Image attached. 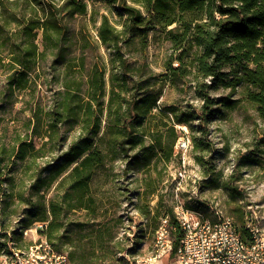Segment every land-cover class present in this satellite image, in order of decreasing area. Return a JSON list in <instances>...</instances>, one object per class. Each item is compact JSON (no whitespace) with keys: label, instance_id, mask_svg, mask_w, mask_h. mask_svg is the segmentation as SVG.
Returning a JSON list of instances; mask_svg holds the SVG:
<instances>
[{"label":"rangeland","instance_id":"rangeland-1","mask_svg":"<svg viewBox=\"0 0 264 264\" xmlns=\"http://www.w3.org/2000/svg\"><path fill=\"white\" fill-rule=\"evenodd\" d=\"M66 1L0 0V51L4 62L8 60L4 47L24 40L18 29L30 19L43 20V10L49 7L57 11L71 37L66 58L77 64L81 57L84 61L82 67L70 70L46 51L34 63L24 87L11 85L7 77L10 71L0 67L2 250L26 252L49 235L44 225L36 226L53 220V206L58 210L56 229L50 233V240L45 237L54 250L68 255L71 264L136 262L151 253L161 217L167 213L170 222L176 204L209 217L220 210L233 221L230 210L241 206L244 223L251 219L264 229V124L247 98L249 85L239 77L243 66L250 67L251 63L225 67L230 71L228 77L238 83L204 88L211 102L204 108L196 87L201 80L192 73L174 83L168 77L161 78L168 63L178 64V50L167 31L172 25L162 28L147 23L134 28L129 24L127 8L146 15L145 0H82L84 12H71ZM103 16L120 31V61L114 50L99 39ZM35 40L42 50L40 30ZM190 58L188 51L183 61L189 64ZM101 74L103 94L93 104L99 131L92 134L91 130H81L79 112L76 121L68 117L58 123L49 139V114L62 99L64 78L73 75L80 79L79 94L86 100L88 78ZM111 78L113 84H119L114 93L110 91ZM204 81L209 83L210 77ZM145 94L150 95L149 101L154 99L152 110L134 116V101H141ZM171 107L188 112L190 127L174 123ZM124 124L127 129L114 138L117 126ZM80 136H89L93 146L106 155L90 180L95 204L91 208H68L64 195L69 184L63 179L70 165L59 174L54 170ZM193 139L201 140L202 146H195ZM114 140L124 142V146L114 144ZM22 141L31 142L37 150L19 159L16 151ZM197 156H202L201 161ZM174 225L169 224L173 242L177 235Z\"/></svg>","mask_w":264,"mask_h":264},{"label":"trees","instance_id":"trees-1","mask_svg":"<svg viewBox=\"0 0 264 264\" xmlns=\"http://www.w3.org/2000/svg\"><path fill=\"white\" fill-rule=\"evenodd\" d=\"M146 15L138 9L128 7L130 13L129 23L132 27H143L147 23L159 25L162 28L172 25L167 29L172 45L178 51L176 66L167 64V72L161 74V78L168 77L170 82H175L180 76L192 73L195 79L201 80L196 84L199 95L204 99L203 107L207 108L210 98L205 92L206 87L233 86L238 80L228 77L230 73L225 67L241 62H249L243 66V73L240 74L248 85L247 98L255 105L256 112L264 124V0H145ZM66 7H71V12L85 11V2L80 0H67ZM45 12L43 20L34 21L30 19L25 25L18 29L19 35L24 39L18 44L10 43L5 46L7 62H4L3 54L0 51V67H7L10 71L7 74L9 83L15 87H24L28 81V73L39 57L46 51L54 56V60H61L67 69L83 66V57L77 64L72 58H66V51L71 41L70 34L60 23V16L53 8L49 7ZM99 30V39L114 50L117 60H121L120 50L117 44V37L120 31L115 26L107 23L103 16ZM38 30L41 33L43 49L39 50L36 42ZM138 36L137 34L135 35ZM8 39L10 36H7ZM190 52L189 64L183 61L186 52ZM95 71V70H93ZM97 71V70H96ZM210 77V82L204 78ZM111 78L110 91L116 92ZM88 99L82 100L79 94L81 81L73 75L66 76L63 82V96L49 114L46 133L51 139L57 130L58 123L67 120L68 117L77 120L79 112H82L81 130H91L92 134L99 131L97 109L93 104L98 101V96L103 94L102 74L88 78ZM118 93V92H117ZM149 94H145L141 101H134L132 106L135 115H146L152 110L154 99L149 101ZM112 96H109V108ZM117 107V109H119ZM173 113L175 124H183L190 127L188 122V112L177 111L176 108H169ZM199 117H202L199 115ZM117 118H119L117 116ZM94 119V120H93ZM92 128H89L91 122ZM114 138L127 129V125L117 126ZM174 132V139L177 137L174 125L171 126ZM114 144L124 146V142ZM197 147L202 146V141L193 139ZM39 149V148H38ZM37 149L31 142L22 141L17 148L18 158H24L28 153H33ZM105 153L93 146V141L89 136H80L63 153L62 160L56 166V173H60L70 165L69 171L64 176L69 188L64 195L68 200V208H91L95 204L94 197L90 194V180L93 170L100 166L105 158ZM201 161L202 156H197ZM56 210L53 206V220H49L45 225V235L51 239L50 233L56 229ZM234 218V224L238 232L246 235L244 228V212L241 206L230 210ZM171 223L176 224V219L172 216ZM169 222V223H170ZM180 230L177 228L176 239L173 247H176ZM4 244H0V253ZM3 250H7L6 248ZM58 251V250H56ZM60 252V251H59Z\"/></svg>","mask_w":264,"mask_h":264},{"label":"built area","instance_id":"built-area-1","mask_svg":"<svg viewBox=\"0 0 264 264\" xmlns=\"http://www.w3.org/2000/svg\"><path fill=\"white\" fill-rule=\"evenodd\" d=\"M222 217L224 236L222 239L206 241L205 229L208 221L198 220L195 214L181 204L174 207L176 224L180 230L176 247L170 237L169 215L164 214L154 233H157L159 249L156 256L148 257V264H264V230L249 219L245 226H253L260 233L261 246H250L247 235L232 236L226 226L225 216ZM45 223H38L36 227H43ZM35 227V228H36ZM0 264H71L68 255L52 248L43 236L24 252L20 249L2 250Z\"/></svg>","mask_w":264,"mask_h":264},{"label":"bare ground","instance_id":"bare-ground-1","mask_svg":"<svg viewBox=\"0 0 264 264\" xmlns=\"http://www.w3.org/2000/svg\"><path fill=\"white\" fill-rule=\"evenodd\" d=\"M188 210H190V214H195L196 219L198 220L206 219L208 221V227H206L205 229L206 241H213V235H215V239H222V236H224V229L222 228V217L219 216L218 213V211L220 210H214L213 216L210 217L204 214L202 211H196L193 209H188ZM224 216L226 218V226L227 228H229L230 232L232 233V236H240V233L238 232L233 219L228 215H224ZM245 230L248 240L250 242V246H261V237L259 231L255 229L253 226H245ZM158 249H159V241H157V233H154L151 253L139 258L136 262L132 264H148V257L156 256V251H158ZM229 264H237V263H229Z\"/></svg>","mask_w":264,"mask_h":264}]
</instances>
